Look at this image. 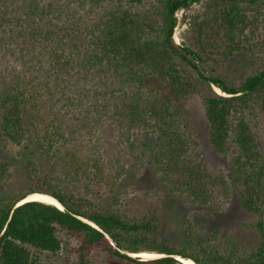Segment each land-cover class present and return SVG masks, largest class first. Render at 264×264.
Returning <instances> with one entry per match:
<instances>
[{
	"label": "trees",
	"instance_id": "1",
	"mask_svg": "<svg viewBox=\"0 0 264 264\" xmlns=\"http://www.w3.org/2000/svg\"><path fill=\"white\" fill-rule=\"evenodd\" d=\"M181 9L191 12L182 16L187 28L177 42ZM245 51L264 58V0H0V184L12 178L8 145L30 149L28 187L0 192V264H183L180 256L197 264H264V67L239 83L224 70ZM203 89L209 143L231 158L255 242L199 230L190 219L171 239L161 215L122 208L116 187L129 172L124 156L107 159L99 142L94 153L83 150L102 127L119 128L127 148L143 130L155 143L161 186L220 210L231 194L228 179L192 159L196 141L176 115ZM54 100L79 109L90 129L67 124ZM41 159L51 171L41 170ZM35 192L62 207L21 203ZM59 233L66 246L75 242L69 257L44 261L43 254L64 249ZM139 252L160 256L132 255Z\"/></svg>",
	"mask_w": 264,
	"mask_h": 264
},
{
	"label": "rangeland",
	"instance_id": "2",
	"mask_svg": "<svg viewBox=\"0 0 264 264\" xmlns=\"http://www.w3.org/2000/svg\"><path fill=\"white\" fill-rule=\"evenodd\" d=\"M194 7L198 6L195 5ZM185 12L189 14L191 10L185 11L181 9L177 14L179 23L174 35L177 42H181V34L187 28V23L182 20ZM263 67L264 58H259L245 51L238 53L237 58L230 61L224 70L229 74L233 82L239 83L242 78ZM219 90V88L216 89V91L221 92ZM204 93L205 89L198 95L190 97L184 104L177 106L176 115L183 130L196 141V146L191 151L192 159H198L212 173L223 172L228 179L231 194L228 198L220 199L221 208L218 211H214L212 205L194 203L188 196L172 194L161 186L153 165L155 143L154 140H151V135H147L143 130L138 129L135 132L134 138H132V140L134 139L133 147L127 148L126 145L129 142L124 137H121L119 128L113 125H111L112 127L105 126L99 130L98 135H95L99 137L98 140L95 136H90L93 142L88 139L85 140L83 150L92 154L96 149L93 143L99 142L100 149L107 159L117 158V155L119 157L120 155L124 156V163L129 172L120 180L121 186L116 187V192L121 193L122 208L131 214L155 212L161 215L164 222V234L171 239L175 240L178 238L184 220L190 219L199 230L221 229L222 231H231L241 241L255 242L256 237L247 226L250 222V214L243 209L239 187L233 180L234 166L231 158L216 155L209 143L207 118L200 99ZM90 94L92 95V91ZM48 99L52 100L50 96ZM51 105L56 106L59 110L61 109L62 119L65 118L66 123L72 128H76L79 131L90 129L91 119H85V115L79 109L66 107L62 103L56 102V100ZM49 107L44 110L46 113L49 111ZM259 123V138L264 149V120ZM5 151V155L13 163L12 178L0 184V192L10 189L21 190L28 187V175L25 173L24 164L27 152L30 149L20 145L9 144ZM135 162L140 164L136 172H133L132 164ZM40 168L43 172L48 169L51 171L52 169L45 160L40 164ZM57 168L53 171H58L59 169ZM60 175L63 177L62 173ZM66 182V180L64 182L61 181L63 185L69 187V183ZM86 192L94 196L91 194L93 192L90 189ZM108 195L109 193L103 197ZM59 236L64 240V249L58 256L43 254L42 258L44 261L56 260L61 262L69 257L67 247L75 242L71 241L66 246L67 236L62 233H59ZM96 264L105 263L103 259H98Z\"/></svg>",
	"mask_w": 264,
	"mask_h": 264
},
{
	"label": "bare ground",
	"instance_id": "3",
	"mask_svg": "<svg viewBox=\"0 0 264 264\" xmlns=\"http://www.w3.org/2000/svg\"><path fill=\"white\" fill-rule=\"evenodd\" d=\"M31 200H38V201H43V202H46V203H52V204H55V205H57L59 207H62V205L55 198L51 197L50 195H48L46 193H41V192H35V193H32V194L28 195V197L24 198L21 201V203H23L25 201H31ZM132 255L145 257V258H153V257L160 256V254L152 253V252H139V253H133ZM178 258L181 259L180 257H178ZM183 261H184L185 264H195L191 260L185 259Z\"/></svg>",
	"mask_w": 264,
	"mask_h": 264
},
{
	"label": "water",
	"instance_id": "4",
	"mask_svg": "<svg viewBox=\"0 0 264 264\" xmlns=\"http://www.w3.org/2000/svg\"><path fill=\"white\" fill-rule=\"evenodd\" d=\"M30 195V194H29ZM49 195V194H48ZM51 196V195H50ZM26 197H28V195L27 196H25V197H23L22 199H24V198H26ZM51 197H53V196H51ZM53 198H55V197H53ZM56 199V198H55ZM57 200V199H56ZM58 201V200H57ZM59 202V201H58ZM60 203V202H59ZM61 204V203H60ZM62 205V204H61ZM138 258H145V257H140V256H137ZM158 257V256H157ZM180 258L181 259H179L178 258V260H180L183 264H184V261L183 260H185V259H187V260H191V261H193L192 259H190V258H187V257H183V256H180ZM195 264H197L195 261H193Z\"/></svg>",
	"mask_w": 264,
	"mask_h": 264
},
{
	"label": "clouds",
	"instance_id": "5",
	"mask_svg": "<svg viewBox=\"0 0 264 264\" xmlns=\"http://www.w3.org/2000/svg\"><path fill=\"white\" fill-rule=\"evenodd\" d=\"M177 13H178V11H177ZM177 13H176V15H177ZM177 17H178V15H177ZM214 88H216V87H214ZM218 88V87H217ZM216 90V89H215ZM218 92V91H217ZM219 93V92H218Z\"/></svg>",
	"mask_w": 264,
	"mask_h": 264
},
{
	"label": "built area",
	"instance_id": "6",
	"mask_svg": "<svg viewBox=\"0 0 264 264\" xmlns=\"http://www.w3.org/2000/svg\"><path fill=\"white\" fill-rule=\"evenodd\" d=\"M178 14V13H177Z\"/></svg>",
	"mask_w": 264,
	"mask_h": 264
}]
</instances>
